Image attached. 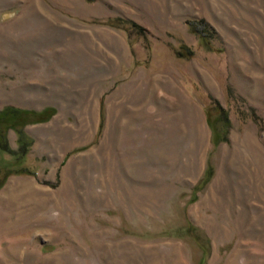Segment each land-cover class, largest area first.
<instances>
[{
	"label": "rangeland",
	"instance_id": "374dc122",
	"mask_svg": "<svg viewBox=\"0 0 264 264\" xmlns=\"http://www.w3.org/2000/svg\"><path fill=\"white\" fill-rule=\"evenodd\" d=\"M114 18L144 36L105 25ZM200 20L217 35L209 47L186 26ZM71 42L88 66L110 67L112 111V95H141L142 128L119 141L74 117L68 133L95 132H73L83 148L51 164L33 135L48 117L27 107L39 67ZM7 107L28 115L0 122V264H220L232 240L207 235L215 203L264 200V0H0Z\"/></svg>",
	"mask_w": 264,
	"mask_h": 264
},
{
	"label": "crops",
	"instance_id": "0c3cea01",
	"mask_svg": "<svg viewBox=\"0 0 264 264\" xmlns=\"http://www.w3.org/2000/svg\"><path fill=\"white\" fill-rule=\"evenodd\" d=\"M121 41L125 46L124 38ZM54 52L53 67L47 68L43 64L39 67L38 77L42 84L37 87L36 107H27L48 117L44 123H39L48 134L45 136L33 134L39 145L47 146L46 150L40 153L41 157L51 164H60L65 157L73 153L74 148H76L74 150L83 148L82 143L92 138L95 129H89L86 123L79 125L80 129L77 127L73 131L70 127L69 133L66 131L74 117H80L86 122L89 119L88 122L91 124L96 120L95 127L101 123L105 132L111 130L113 126L118 133L119 141L122 134L125 135V140H129L133 134L141 130V116L137 113L142 106V97L139 93L112 95L118 100L117 111H112L110 98L105 96L107 92L104 91L110 85L109 66L103 63H98L96 67L95 63L88 66L82 61L84 56H73V42L66 46H56ZM96 85L101 87L98 92L95 90ZM89 88L91 91H88ZM23 102L28 100L22 99ZM122 108L127 115H122ZM79 130L85 136L79 134ZM73 132L78 134L80 141H84L76 144L78 137L76 135L73 137ZM203 171L191 190L196 191L200 187L204 179ZM262 185L261 193L264 194L263 181ZM256 196L259 197L258 193ZM250 201L240 203L236 198V201L233 199L229 204L222 201L220 204L215 203L213 221L204 223V228L207 229V235H214L215 239H223L229 234L232 243L227 253L219 254L216 251L217 259L213 256L214 261L217 260L220 264H264V200L257 203ZM192 212L194 211H191L190 215H193ZM197 222L196 218L190 223L194 225ZM226 247L224 245L223 250ZM210 258L212 260V256Z\"/></svg>",
	"mask_w": 264,
	"mask_h": 264
},
{
	"label": "trees",
	"instance_id": "16d2710c",
	"mask_svg": "<svg viewBox=\"0 0 264 264\" xmlns=\"http://www.w3.org/2000/svg\"><path fill=\"white\" fill-rule=\"evenodd\" d=\"M90 1V0H87ZM105 25L117 29L124 33L128 38L131 35L134 36H144L145 30L143 28H140L138 25L135 23L128 21V20H122L119 18H114V19H108L105 21ZM186 26L189 29L191 33L196 35L197 39L200 41V43L205 46L209 47L210 41L212 39L218 41L217 35L213 28H211L207 23L204 21H191V22H186ZM209 50V49H208ZM223 110H219L220 113H222ZM28 115V112H24L21 110H17L14 108H3L0 110V122H6V121H13L15 119L23 120L24 117ZM16 123V122H15ZM27 146L23 145L21 148H19V155L23 156L25 154ZM33 174V173H29ZM210 177V172L204 175V180L205 182L208 178ZM3 181L2 178H0V183Z\"/></svg>",
	"mask_w": 264,
	"mask_h": 264
}]
</instances>
